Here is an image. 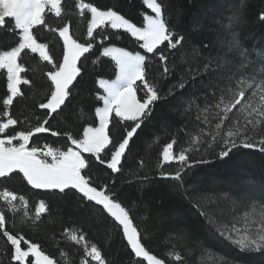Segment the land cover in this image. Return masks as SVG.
<instances>
[{
  "label": "snow or ice",
  "instance_id": "obj_1",
  "mask_svg": "<svg viewBox=\"0 0 264 264\" xmlns=\"http://www.w3.org/2000/svg\"><path fill=\"white\" fill-rule=\"evenodd\" d=\"M142 2L152 14H145L137 25L113 9L102 10L92 2L77 0L75 7L79 16L88 19L90 14L86 39L78 40L70 32L67 23L53 28L47 22L49 13L57 18L65 14L62 0H0V71L6 75L8 94L2 102L3 117L6 119L0 121V183L19 179L32 190H42L54 199L74 198L77 207L84 209L97 225L122 235L130 248V255L138 258L136 264L145 261L147 264H165L163 259L151 254L142 243V235L134 223L131 209L121 202L118 192L109 185H98L93 179V170L97 165H105L113 174L123 172L122 160L126 152L130 151V142L150 118L152 106L165 98L157 85L148 78L147 55L140 52L134 54L119 46H108L105 42L120 39L123 35L129 36L144 53L153 54V59L158 58L163 67L160 73L162 78L171 75L169 56L175 53L170 50L178 51L186 43V37L173 30L162 2ZM240 20L237 9L230 21L235 23ZM44 31L58 33L63 42L61 60H56L51 54L49 43L41 42L40 34ZM9 32L12 33L11 44L4 47L2 37ZM98 41L102 51L96 59H92L86 54L93 50ZM22 54L38 56L39 61L48 66L44 72L47 77L46 91L38 102L39 109L44 110L43 119L38 118L39 122L34 126L29 125L27 118L24 121L13 118L8 111L14 100L23 96L21 86L31 83L22 76L27 71L21 62ZM102 57L111 61L115 79L96 81L102 93L97 91L95 96L97 105L91 117L94 123L83 127L80 135L66 133L64 150L48 144H36L33 137L39 138L38 134L50 132L53 137L62 135L45 125H49L53 114L61 115L62 110L71 104L70 97L78 91L80 81L77 78L83 79L89 60L94 66L100 65ZM212 66L213 58L209 55L203 71L211 73ZM246 67L243 63L240 65V69ZM189 71L193 74L192 79L200 74L198 69L191 66ZM212 79L210 74L209 80ZM226 79L229 86L220 89L219 97L217 88L210 82L204 87L211 93L212 100L205 96L201 106L196 98H192L185 109L187 112L195 107V119L201 125L198 134L190 137V146L181 147L175 152L177 140L172 139L160 153L161 167L164 164L177 165L174 175L162 172L160 177L179 182V188L183 189L181 196L209 224H215L216 221L212 212L205 209L226 197L215 193H193L190 196L188 189L183 186V174L199 164H207L208 159L203 158L205 152H211L220 160L228 158L233 150L240 148L264 152V69L252 75H246L242 70L237 75V72L230 70ZM185 87L186 80L181 76L178 83L169 87L166 95L171 96L174 89L183 90ZM86 117L87 114L81 109V118ZM18 123L25 124L26 130L18 129ZM189 153H193V158H190ZM195 154H200L201 158L195 159ZM260 192L264 196V185ZM0 201L12 213H16L20 206L28 205L23 195L18 196L6 188L0 191ZM48 211L47 203L42 200L35 208L34 216L27 212L24 216L36 224ZM245 219H250V224H246L243 229L235 224L232 227L222 224L216 227L215 232L220 238L230 241L240 252H264V206L254 203L252 212L247 213ZM7 222L5 211L0 210V234L9 246L5 249L8 264H58L40 244L7 230ZM63 235L67 241L83 250L81 264H106L101 250L95 244H89L83 232L65 230ZM175 260L179 261L181 257L176 255ZM0 264H4L2 259ZM221 264L238 262L222 259Z\"/></svg>",
  "mask_w": 264,
  "mask_h": 264
},
{
  "label": "trees",
  "instance_id": "obj_2",
  "mask_svg": "<svg viewBox=\"0 0 264 264\" xmlns=\"http://www.w3.org/2000/svg\"><path fill=\"white\" fill-rule=\"evenodd\" d=\"M85 2H92L102 10L113 9L137 25L145 14H152L142 0ZM158 2L163 3L166 18L175 32L186 37V43L178 51L170 50L175 53L169 56L171 75L162 78L160 73L163 67L158 58L153 59V54L144 53L129 36L123 35L120 39L105 42L108 46H119L133 53L147 55L148 78L157 85L165 98L152 106L150 118L130 142V151L126 152L122 160L123 172L113 174L105 165H97L93 170V179L98 185H109L118 192L121 202L131 209L134 223L142 235V243L151 254L163 259L165 264H221L222 259L234 260L238 264H264V252H240L215 232L218 225L227 224L230 227L234 223H240L243 213H250L254 203L264 206V196L260 192L264 185V152L240 148L233 150L223 160L217 159L211 152H205L203 158L209 162L199 164L183 174V186L188 189L190 196L193 193H215L226 197L205 209L212 212L215 224H209L204 217L196 214L198 210L181 196L183 189L179 188V182L160 177L162 172L174 175L177 168L175 163L160 166L163 146L176 139L174 151L178 152L181 147H189L190 137L198 134L201 125L195 119V107L187 112L185 109L192 98H196L201 106L205 96L212 100L211 93L204 85L211 82L217 88L219 97L220 89L229 86L226 77L230 70L237 72V75L239 70L252 75L264 69V19H261L264 17V0ZM76 3L77 0H62L65 14L57 18L49 13L47 22L53 28L67 23L70 32L78 40L86 39L90 14L88 19L79 16ZM237 9L241 20L233 23L230 17ZM2 39L5 41L4 47L10 46L12 33L4 34ZM40 39L41 42L50 44V52L56 60L62 59L63 42L58 33L44 31L40 34ZM100 51L102 47L98 41L86 55L96 59ZM209 55L213 58V66L211 73H206L203 65ZM101 60L102 63L95 66L89 60L83 79L77 78L80 81L78 91L70 97L71 104L62 110L61 115L53 114L49 125H45L62 135L53 137L50 132L38 134L39 138L33 137L36 144H48L64 150L66 133L80 135L83 127L94 123L91 117L94 106L97 105L95 96L97 91L102 93V90H98L96 81L115 79L111 61L103 57ZM21 62L27 69L22 76L31 83L21 86L23 96L16 98L8 111L13 118L19 121L27 118L29 125L34 126L39 122L38 118L43 119L44 110L39 109L38 102L43 99L46 91L47 77L44 72L48 66L32 54H22ZM242 63L247 67L240 69ZM189 66L200 71L195 79H192ZM210 74L213 76L211 81ZM181 76L186 80L185 89H174V94L167 96L169 87L178 83ZM6 83V75L0 71V121L6 119L3 117L2 103L8 95ZM81 109L87 114L86 118H81ZM16 127L26 130L23 123H18ZM189 156L193 158V153H189ZM194 158L200 159L201 155L195 154ZM0 188L13 191L18 196L23 195L28 200L31 216H34L40 201L47 203L49 211L36 224L20 215L11 224L9 214L5 212L8 220L6 228L40 244L45 253L58 264H81L83 259V250L67 241L63 235L65 230L83 232L89 244H95L101 250L106 264H136L138 258L130 255V248L122 235L106 231L104 227L97 225L94 218L90 219L84 209L77 207L74 198L54 199L42 190H32L19 179L6 184L0 183ZM259 210L258 207L257 212ZM185 233L188 235L185 236ZM6 247L9 246L0 234V259L4 264H8ZM176 255L181 260H175Z\"/></svg>",
  "mask_w": 264,
  "mask_h": 264
},
{
  "label": "rangeland",
  "instance_id": "obj_3",
  "mask_svg": "<svg viewBox=\"0 0 264 264\" xmlns=\"http://www.w3.org/2000/svg\"><path fill=\"white\" fill-rule=\"evenodd\" d=\"M153 15H154V14H153ZM134 54H135V53H134ZM2 190H4V189H3V188H0V191H2ZM17 204L19 205V201H17ZM0 210H4L6 213L9 214L11 224L13 223L14 218H15L16 216H18V215L24 217V219L29 220L27 217L24 216V213H25V212H27V213L30 215L28 205H27V207L20 206V207H19V210H18L16 213H12V212H8L7 209H6V205H4L2 201H0ZM251 212H252V211H251ZM251 212H250V213H251ZM243 214H244V215H243V218H242L241 222H240V223H234L236 227H239V228H241V229H243V228L246 226V224H250V219H248V220L245 219V216H246L247 213L245 212V213H243ZM30 216H31V215H30ZM230 227H232V225H231ZM229 242H230V241H229ZM25 247H26V246H25Z\"/></svg>",
  "mask_w": 264,
  "mask_h": 264
}]
</instances>
